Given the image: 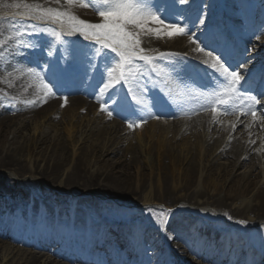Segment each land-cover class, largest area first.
I'll use <instances>...</instances> for the list:
<instances>
[{"label": "bare ground", "instance_id": "6f19581e", "mask_svg": "<svg viewBox=\"0 0 264 264\" xmlns=\"http://www.w3.org/2000/svg\"><path fill=\"white\" fill-rule=\"evenodd\" d=\"M182 5L192 7V2L188 0L187 4ZM75 7L76 14L81 19L93 23L98 22L93 19L95 13L91 7L83 8L80 3ZM152 9L164 20L165 24L173 23L176 20L173 14L164 11L161 7L158 9L153 6ZM204 11L206 12L208 9L205 7ZM234 14L237 18L240 17L238 13ZM206 15L209 16V13L207 12ZM181 22L176 20L174 23L186 26ZM149 26L159 27V25L154 24ZM262 31L263 28L255 27L253 29L255 33H261ZM250 34L251 31L245 39H249ZM166 39L167 37L161 39L154 35H142L141 47L148 50L149 54L152 55H156L159 52L179 53L180 55L174 58L173 64L184 68L186 71L193 64H202L204 60L208 59L204 53L196 52L192 43L183 46L185 41L183 35L178 36L174 42H167ZM214 50L216 49H205V52H214ZM108 54L109 56H114L110 52ZM158 61L164 64L169 63L163 59H158ZM137 64L141 65V71H144V62L137 61ZM34 65L37 67L41 66L40 73L44 75H48L51 68V65L47 63L35 62ZM25 66L21 67L17 72V86L22 92L33 89L30 91L34 93L37 100L36 111L38 114L39 112H48L61 103L60 100L64 96H61L60 92L62 95L74 91L84 95L92 94V90L86 86H72L69 89H63L48 76L47 83L52 87L54 94L45 96L44 89L40 84L33 83V74L27 73L25 71L27 66ZM179 80L184 82L183 79L179 78ZM141 83L145 84L146 89L148 88L146 75L141 76ZM167 90L171 93L166 96L167 107L147 108L143 119H147V116L158 112L163 114L168 112L175 116L184 112L183 105L180 102L184 86L180 82L175 81L167 87ZM94 97L99 99L98 94H95ZM66 101V106L77 113L79 110L87 114L96 109L94 103L83 100L81 96L68 97ZM168 107L171 110H167ZM122 116L121 112L118 113L116 111L115 118L118 121H113L114 124L111 126H102V123L106 122V120L100 118L98 122L100 129L95 131L96 133L93 131L95 124L82 127L79 123L80 118L73 119V117H70L63 126L65 130L68 129V135L74 136L73 138L70 136L72 138L70 139L71 143L67 146L59 137L50 136L48 133L43 135V132L40 133L39 139L33 141L31 150L35 147L38 148L36 149L37 153L40 154L42 152L47 155L46 158L40 159L43 165L41 167L37 165L32 172L34 177H38L43 181V184L34 180L27 181L28 184L25 182L20 183L11 177L14 175L17 177L23 176L24 178L26 173L31 172L30 169V171L24 170L23 161L21 160V157L27 152L29 154L30 151L16 144L14 147L7 149L5 153H1L0 193L9 195L8 197H3V211L14 208L20 209L18 207H22L24 198L28 195H34L37 199L43 201L37 202L35 205L45 204L44 210L35 211L34 215L44 216L45 222L49 226L66 224L65 221L62 223L59 220V223H55L51 220L52 204H58L62 213H64V206L68 203L73 208L75 207V209H70V212L73 213L75 223L80 225L105 222L109 224L110 219L113 222L123 223V227H130L129 223L133 222L132 224H135L138 219L154 224L165 213L167 218L170 217L167 229H175L177 233L175 238L178 240L169 238L165 234L163 237L159 235L153 238L152 234L155 232L150 229L147 235L149 238L160 241L161 244L168 243L172 248L171 258L176 257V260L183 259L187 264H201L200 260L207 259V257L211 258V260H219V257L213 252L208 253L210 244L203 242L202 233L200 235L192 233L194 241L190 235L183 234V221L190 220L195 229L209 230L214 234L217 237L215 242H219V247H224V249L231 241L230 239L228 240L227 236H239L238 239L246 236L247 242H250L248 249L253 252L251 257L247 258V264H257L256 250L259 247L260 249L264 248V237L258 234L257 228L259 226H253L255 229L239 230L240 234H238L237 228L225 224L226 222L221 220V218L213 219L212 217V220L208 219V216H206L208 218L204 217L205 215L203 214L193 216L197 218V223H195L194 218L192 220L189 219L190 215H188V212L182 211L181 205L193 203L210 206L220 212L223 218L227 220L246 215L251 217V219L253 218L254 223L252 225L264 222V184L252 195L251 202H246L242 209L233 205L234 201L247 197L252 192L257 185V177H259L261 171L264 173V164L261 167L257 162L259 149L252 143V141H257L258 135L264 132V127L259 123L254 126L248 121V117H234L233 121H230L226 119L220 120L217 116L214 119L213 114L193 118L191 125L184 129H181L179 122L175 120H171L166 125L152 124L148 128L139 127L135 132L138 142L152 140L153 142L149 143L147 154H153L156 157V161L150 163L149 170L144 171V168L142 169L139 165L141 153L139 146L135 143L137 141L135 133L134 137H131L126 132L128 129L122 124L124 120ZM12 120L13 118L11 117H0V133L5 134L7 132L3 125L14 122ZM54 122L51 118L47 119V124H54ZM233 123L237 125L235 130L232 128ZM154 127H156L155 130L153 129ZM222 128H224L223 131ZM82 137L85 140L90 139L89 147L87 146L88 149L80 146L75 148V146L82 144ZM68 147H70V150ZM202 169L206 173L203 179L200 177ZM36 172H38L37 175ZM136 172H138V176L135 178L136 180H133L132 176ZM174 172L177 174L175 175ZM54 182L57 183L56 186L49 188L45 186L48 183L54 184ZM52 188L61 193L66 192L60 196L58 192H53L55 190L50 191ZM63 196L67 197L63 198ZM152 201L156 202L157 206H148ZM109 202L121 203L123 207H119L117 204L114 207L113 205L110 206ZM141 202H143V206L138 204ZM171 207L174 208L171 210ZM161 210L163 211L161 212ZM25 213L26 211L22 212V214ZM20 227H25L22 222L16 223L8 217H0V253L3 262L10 254L8 252H12L9 244L23 242L18 233ZM30 228L29 232L33 234L34 229L33 227ZM78 229V232H81V239L78 236L73 237V239L76 242H81L85 235L88 234V229L85 231H82L80 227ZM169 230L167 232L170 234ZM59 231H63V229L59 228ZM106 231H108L106 228L103 229L100 235H105ZM87 236L89 237V235ZM188 236L191 241L186 242L185 238H188ZM192 241H196L200 248H204V251L200 253ZM180 242L183 245L179 244ZM47 243L42 244V249L48 248ZM130 246H134V244L130 243ZM136 252L137 259L134 260L139 264H148L155 257L158 259L167 256L165 249L162 250L161 248L156 250V253H153V255L156 254L154 256L148 254L149 252L144 253L140 249H136ZM15 253L20 258L15 260L17 256L13 258L11 255L9 259L13 260V264H66L60 261L55 262V260L50 261L46 258L42 259L43 254L41 252L17 249ZM56 255L65 257L72 254L59 250Z\"/></svg>", "mask_w": 264, "mask_h": 264}, {"label": "rangeland", "instance_id": "374dc122", "mask_svg": "<svg viewBox=\"0 0 264 264\" xmlns=\"http://www.w3.org/2000/svg\"><path fill=\"white\" fill-rule=\"evenodd\" d=\"M178 1V0H176ZM194 1V0H192ZM210 2V1H209ZM213 2V0H212ZM229 2V6L230 8H234L236 9V2L234 0H228ZM257 3V1H255ZM23 3H28V4H40L42 7H61L64 9H68L71 12H73L75 15L76 14V7L79 3L80 0H75V3L71 6L67 5L65 3V0H60V4L57 5L56 3L53 2V0H0V38H4V36L7 35H11L12 34V28L11 26L13 24H28V23H39L40 25H47L49 28H56L57 30H65L66 26H62L59 23L53 24L52 21L48 20V21H36L35 17H33L32 20H24L21 18V14L24 13L26 10L21 7V8H16L13 7V5L15 4H23ZM92 11L95 13V11L92 9ZM190 14V12L186 13V17ZM78 16V15H77ZM94 20H97L99 22L100 18L96 15L93 17ZM198 19V24L202 25L203 23H200L201 20L204 21V19H201L200 17L196 18V21ZM198 32L196 33H192L189 31L188 35H185L187 38V44L189 42H191L189 40V36H193L194 39L196 38ZM263 35L264 33L260 34V35H253L254 37H256V41L255 40H250L248 43H250V46L252 48H254V46L256 45L257 48L262 47L263 44ZM71 38H75L78 39L80 41H82L84 44H89L92 43L89 40H86L83 36L79 35V34H73V35H64L63 36V40L65 38L70 39ZM26 41H32L33 43H35L37 46L35 48H21L20 49V54L15 56V59H12L11 57H8L7 55L5 56L4 59H9L11 61L12 67H5V63H4V59H0V117L1 116H7V117H11L13 118L14 122L11 123H7L5 125H3V128L7 131L5 134L0 133V157H1V153H5V151L9 148L14 147L16 144L23 146L27 151H30L29 154L28 152L25 153L24 156L21 157V160L23 161L22 164L24 166V170H31V172L26 173L22 177H17L12 175L11 177L16 180L17 182H25L26 184L27 181H36V182H40L41 184H43V181H41L38 177H34L33 175V170L35 169L34 167H36L38 165V167L43 165V162L41 163V158H46V155L43 154L42 152L39 154L36 152L35 148L33 150V141L39 139V134L42 133H48L50 134V136H56L59 137V139H61V141H63L64 143H66V146L69 145L70 139H72L74 136H72L71 134L68 135V129L65 130V128H63L65 122L70 119V117H73V119L76 118H80V125L82 127H85L86 125L89 126L91 124H95V127L93 129L94 133H96L95 131L100 129V125H99V119H103L106 120V122L102 123V126H111L112 124H114L113 121H111V117L108 115H106L105 113H107L105 111V113H103V111H99V110H93L88 112L87 114L83 111H79L78 113L76 111H74L73 109L67 107V101L61 99L60 102L55 108H53L52 110L45 112V113H41L36 111V98L34 96V93L31 92L30 90L33 89H28L26 92H22L19 87L17 86V72L19 71V69L21 67L25 66L27 69H32V67H34L31 63H27L28 60H30L31 58H34L35 60H39V61H50V60H56V61H62L61 62V67L58 69L57 73L61 74V75H71L73 78L77 77L78 73H85L87 75H90L92 73H94L95 71V65H94V59H91V64H89V62L87 60H81L79 58H75L74 57V52H72V54H68L67 50H63V45L64 43H56L54 37H51L47 34H38V33H33L32 35H28V33L26 32L24 37H23ZM170 39V38H168ZM167 41V39H166ZM254 41V42H253ZM197 45V42H196ZM196 45H194L196 47ZM98 47V45H97ZM0 51H2V49H0ZM11 51V49L9 50ZM59 51L61 55L63 56H56V52ZM108 51V50H105ZM51 53V54H49ZM51 56V57H50ZM55 56V57H54ZM102 63H103V59H102ZM29 66H28V65ZM161 68H164L166 70L167 73V77L165 76V81H173L175 76H174V68L171 65H165ZM38 70H35V72H37ZM96 73H101L104 74L106 76V70L103 69V67H101L98 70V68L96 67ZM33 83L34 84H40L41 85V81H40V76L37 77L33 74ZM164 81V82H165ZM67 86V85H66ZM124 91L126 92V88L124 89ZM77 95V94H75ZM153 97H150V101ZM142 99V97L140 98ZM30 100H34L35 103L32 104H27L25 103V101H30ZM149 100V99H148ZM137 109V114L141 115V107L136 106ZM125 113H127V111H125ZM52 119L54 122V124H47V119ZM192 119L189 117H184L183 120L179 119V127L181 129H184L188 126L191 125L192 121H190ZM12 120V121H13ZM102 120V121H103ZM143 121L142 123H140V126L138 127H132L130 128L129 122H124L125 124H123L124 127H126L128 129V131H126L131 137H134V133L137 131V129L140 127H150L153 125H159L160 123H163L164 121L159 120V119H148V120H139V121H135L133 123H137ZM170 121V120H169ZM169 121H165V122H169ZM117 122V121H115ZM14 123V124H12ZM154 130L156 129V127L153 128ZM209 132V131H208ZM207 132V133H208ZM93 135V134H92ZM125 135V134H124ZM122 135V136H124ZM166 136V134H164ZM70 136H72V138H70ZM83 139V137H82ZM135 139L137 140V136L135 133ZM135 141V140H133ZM151 142H153L152 140H147V141H141L138 142V140L135 142L138 146H139V151L141 153V159H140V167L143 169L144 171H148L149 170V165L150 163H153L156 161V157L152 154V155H148L147 154V149H149V146L151 144ZM150 143V144H149ZM90 144V139H83L82 140V144L75 146L76 147H86V149H88V145ZM124 144V143H123ZM125 145V144H124ZM188 145V144H186ZM256 145L259 149V154L257 155V162L258 164H260V166L262 167V165L264 164V140H263V136H261V138L258 140V142H256ZM88 146V147H87ZM48 149V148H47ZM68 149L70 150V147H68ZM79 149V148H78ZM45 152V150H43ZM45 155V156H44ZM262 155V156H261ZM25 164V165H24ZM146 165V166H143ZM139 167V168H140ZM67 168V167H66ZM29 170V171H30ZM38 171V170H37ZM258 171V170H257ZM260 167H259V172H260ZM138 172H140L138 170ZM138 172L134 173L132 176V179L134 180L138 175ZM38 174V172H36V175ZM174 174L176 175L177 173L174 172ZM205 170H201L200 171V177L201 179L205 178ZM125 179V178H124ZM231 179V178H230ZM230 179H228V181H230ZM136 180V179H135ZM57 182V181H56ZM54 182V184L52 183H48L47 186L49 187H53L56 186L57 183ZM47 184V183H46ZM264 184V173L261 171V174L259 175V177H257V185L256 187L252 190V192L246 197H242L239 198L238 200L234 201L233 205L237 206L238 208H243L246 204V202H249L252 198V195L254 193L257 192V189L262 186ZM55 190V191H53ZM63 190V189H62ZM53 192H58V194L61 196L62 193L65 194V192H59L57 191L55 188H52ZM97 195V194H95ZM9 195L6 193H0V217H8L11 220H16V223L18 222H22V224H24V220L25 217L24 214H22V212L24 210H26L27 208V216L26 217V222H27V226H25L24 228L20 227L21 229V237L23 238V242H16L13 244H9L10 249L12 250V252H8L10 253L7 257V259H5V262H3L1 260V253H0V264H13V260L9 259L12 257L14 258L15 256H17V258L15 257V260H17L18 258H20L19 255H16V250H25V251H35V252H41L42 255V259H48L50 261L55 260V262H65L66 264H75L72 263L71 261H68V259H63L61 257H59L58 255H56V252L62 248L67 249L68 246L64 243V241H61V234L59 233V227L61 225H54V226H49V224L42 220H40L39 217H36L35 219V211H43L44 207L42 208H37L38 210L35 209V204H36V200H39L36 198V196L32 195V196H26L22 202V207H18L20 209L13 211V210H7V211H3V197H8ZM98 196V195H97ZM67 196H63V198H66ZM62 198V197H61ZM69 201V200H68ZM251 202V201H250ZM113 203V204H112ZM109 202V205L113 207L117 204L119 207H123V204L121 203H116L115 202ZM139 205L143 206V202L138 203ZM21 205V204H19ZM25 206V208H24ZM67 208L64 209V212L66 213L65 216L63 217L60 213V209L59 206L54 207V215H56L57 217L60 216L61 218H63V220L65 221H70L71 223V227L69 229V231H72V226L77 225L73 219V217H71V214L73 215V213L70 212V209H75V207L73 208H69V203L66 205ZM76 206V204H75ZM148 206H157V203L152 201V203H150ZM182 211L188 212V215H190L191 217H193L194 215H205L204 217L208 218V219H213L214 218H221V220L225 221V224H228L230 227H234L238 229V234H240L239 230H249V229H255L253 228L256 226H259L258 229V234L262 237H264V222H258L256 224L258 225H252L254 223L253 218L251 219V217L246 216V215H242L238 218H234L232 220H227L226 218H223L222 214L220 212H218L217 210L211 208L210 206H205L202 204H182ZM171 207L170 209L172 210ZM200 208V209H199ZM15 209V208H14ZM163 209V208H162ZM163 210H161L162 212ZM169 211V210H168ZM198 213H197V212ZM52 213V212H50ZM138 215H142V214H138ZM161 217H166L165 213H163L161 215ZM98 218V217H97ZM163 219V220H164ZM212 219V220H213ZM57 221V220H56ZM55 221V222H56ZM240 221H244V223H241ZM44 222V223H43ZM63 223V222H62ZM185 223V222H183ZM262 224V226H261ZM28 226L33 227L34 229V233L31 234L30 232L27 233L26 231H28ZM27 227V228H26ZM161 226L158 225L156 227V225H153V228L150 229L151 231L153 230L155 232L154 234H152V237H157L159 235V233H161V231L163 232L164 230H161ZM47 232V236L41 235V240L43 241H48V240H55L56 241L53 243L52 242H48L49 248L48 249H42V246H40V233ZM68 232V231H67ZM244 234V233H243ZM23 235V236H22ZM34 235V236H33ZM146 237L148 238V244H144L145 242L143 241V243H136L135 244V250L136 249H140L143 252H149V254L153 255V253L155 252V250H157V246L159 244L158 240H153L151 238L148 237V235L146 234ZM234 237V236H233ZM239 236H235L236 238V242H233L231 244L230 248H227L226 245L225 249L224 247L221 250H218L219 245L217 244V242H214L215 240H211V242H214L212 245H210L211 249H214V252H220L224 258L222 260V263L219 262L218 264H241L242 261L246 258V256L252 255L253 252L249 251L248 246L250 244V242H247L246 240V236L245 238L242 240L241 237L240 239H238ZM143 240V239H142ZM155 241V242H154ZM35 243V244H32ZM161 247V245H160ZM210 249V250H211ZM69 250V249H68ZM247 250V251H245ZM213 251V250H212ZM262 249L256 250V255L259 256V254L261 253ZM156 253V252H155ZM201 264H212L211 261L209 260H200ZM152 264H157V261L155 263ZM168 264V263H166ZM171 264H174V261L171 262ZM186 264V263H184Z\"/></svg>", "mask_w": 264, "mask_h": 264}, {"label": "snow or ice", "instance_id": "6c2138e0", "mask_svg": "<svg viewBox=\"0 0 264 264\" xmlns=\"http://www.w3.org/2000/svg\"><path fill=\"white\" fill-rule=\"evenodd\" d=\"M57 5L60 0H53ZM69 6L75 3V0H65ZM180 4H187L188 0H179ZM80 6L83 8L91 7L96 15L100 18L99 22H90L81 19L68 9L61 7H42L40 4H15L13 7H23L26 11L21 14L24 20H32L35 17L36 21H52L53 24L59 23L66 26V29L61 31L56 28H49L47 25H40L33 22L28 24H13L12 34L0 38V59H4L7 55L12 59L20 54L21 48H35L37 45L32 41H26L23 37L27 32L28 35L33 33L47 34L54 37L56 43H64V35L79 34L86 40L91 41L89 44H77L73 42L74 57L81 60H87L91 64V59L100 58L105 61L106 76L101 74L99 80L103 81L99 84L98 98L102 99L105 95L109 99L113 95L117 99L113 101V110L119 112L134 111L136 106L143 109L155 108L163 106V101L159 97H154L151 101L140 99L146 92L145 84L141 83L142 75H149L155 72L157 76L167 74L164 68L158 67V59L174 63V58L179 56V53L159 52L156 55L149 54L148 50L141 47V36L154 35L157 38H172L182 35H188L189 29L187 26H181L179 23L165 24L152 9L148 0H80ZM204 21L201 20L200 23ZM150 24L159 25V27H150ZM192 43H196L193 36H189ZM98 45V47H97ZM11 49V51H9ZM108 50V51H105ZM196 52L204 53L208 59L203 63L218 74L221 78L216 84L215 89L198 93L202 97L204 103L201 104V110L211 108L213 118L215 119L218 113H221L222 107L224 111L221 114H229L227 111L228 100H236L242 96H246L251 103L246 109H243V114L247 115L251 112L252 120H257V111L255 104L260 103L256 96L248 93H241L239 88L242 82L247 81L249 87H252V76L245 77L239 70H231L233 65L230 64L220 55H214L213 52H205V47H201L199 43L195 48ZM114 53V56H109L108 53ZM51 54V53H49ZM137 61H143L145 71H141V65ZM5 67H12L9 59H4ZM111 65V66H109ZM241 69H246V65H240ZM29 74H34L39 77L34 69H25ZM95 79V78H94ZM41 87L44 89V95L54 94L52 87L43 81L40 77ZM117 85L122 89L126 88V92L117 90ZM96 85L94 84V87ZM261 95H264V74L261 76ZM164 95H170V91L161 88ZM130 97V99H129ZM66 100V98H65ZM27 104L35 103L34 100L25 101ZM102 111H107V105L101 103ZM237 110V109H234ZM111 116L112 112L109 111ZM129 123V127H138L140 123ZM237 125L232 124L233 130ZM264 127V124H262ZM255 143V141H252ZM170 211V210H169ZM244 223V221H240Z\"/></svg>", "mask_w": 264, "mask_h": 264}]
</instances>
